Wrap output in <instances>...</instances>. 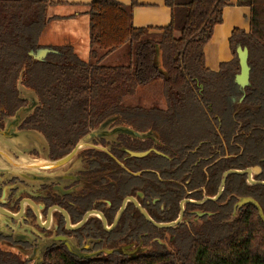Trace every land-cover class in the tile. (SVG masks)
<instances>
[{
	"label": "trees",
	"instance_id": "obj_1",
	"mask_svg": "<svg viewBox=\"0 0 264 264\" xmlns=\"http://www.w3.org/2000/svg\"><path fill=\"white\" fill-rule=\"evenodd\" d=\"M233 2L250 8V31L233 32L234 58L214 72L206 67L204 49L222 24L224 9ZM52 4L51 0H0V86H14L19 73L29 68V80L45 106L55 114L65 112L77 125L88 117L96 121L123 109L131 120L155 124L165 140L172 134L177 140L182 137L188 150L198 151L186 154L184 149L178 161H185L192 187H205L208 196L217 194L222 175L229 170L260 167L255 180L264 182V0H168L171 22L157 30L134 27V1L124 5L94 0L87 6L90 58L95 61L91 65L81 62L71 48L51 55V63L32 61L29 53L39 47ZM156 47L166 77L154 64ZM237 47L248 49L251 69L241 110L236 104L243 97L235 82L240 72ZM114 53L120 54L121 65L100 64ZM155 82H162L166 111L138 108L135 114L123 105L140 88ZM145 160H153L161 177L167 173L163 158L151 155ZM244 197L255 199L264 213V187L250 186L245 176L232 175L220 201L206 205L217 215L205 222V233H199V241L184 252L81 260L54 248L46 253L44 264H264V223L258 211L246 206L232 215L233 206ZM0 264L26 263L0 253Z\"/></svg>",
	"mask_w": 264,
	"mask_h": 264
},
{
	"label": "flooded vegetation",
	"instance_id": "obj_2",
	"mask_svg": "<svg viewBox=\"0 0 264 264\" xmlns=\"http://www.w3.org/2000/svg\"><path fill=\"white\" fill-rule=\"evenodd\" d=\"M51 6L47 9V24L38 40L39 47L29 53L32 61L51 63L49 57L58 54L59 49L71 48L81 62L94 64L90 42L86 57H81L70 45L41 44ZM238 49H248L237 47L239 61ZM156 50L161 56V66L154 64L166 77L161 51L156 47L155 55ZM231 54L229 62L234 58L232 50ZM114 57L121 65L119 53L105 58ZM104 59L101 65H105ZM206 67L211 70L207 63ZM28 70L19 73L14 86H0V245L30 252L46 247L43 259L54 248L71 254L70 246L89 257L71 254L75 258L93 260L181 253L198 242L199 233H205V222L217 215L206 205L218 203L223 195L212 201L218 192L208 196L205 187L193 188L191 174L184 170L185 161H178L184 149L186 154H196L198 148L188 150L183 138L177 140L173 134L165 140L155 124L131 120L123 115V109L101 119L97 117L96 121L88 117L77 125L65 112L55 114L45 106L39 89L29 80ZM249 86L250 75L249 85L239 86L243 97L236 102L237 108L240 105L243 109L244 90ZM153 94L156 100L149 99ZM123 105L135 114L138 108L166 111L162 82L140 88L134 99ZM165 148V152L160 150ZM151 155L167 161L164 166L167 173L162 177L153 160H145ZM198 164L199 160L195 165ZM247 184L250 185L248 179ZM238 202L233 206V217L246 207L235 210ZM143 212L154 223L167 227H157ZM0 253L21 256L1 248ZM24 262L30 264L27 259Z\"/></svg>",
	"mask_w": 264,
	"mask_h": 264
},
{
	"label": "crops",
	"instance_id": "obj_3",
	"mask_svg": "<svg viewBox=\"0 0 264 264\" xmlns=\"http://www.w3.org/2000/svg\"><path fill=\"white\" fill-rule=\"evenodd\" d=\"M94 0H51L54 4L48 10L50 21L42 35L45 46L70 45L81 57H86L89 47V33L84 35L76 27L82 15H88V5ZM124 5L136 2L133 24L136 28H164L171 22L168 0H115ZM251 11L233 2L223 11V22L218 25L205 49L207 66L217 71L222 63L232 59L229 40L234 30H250ZM67 26H64V25Z\"/></svg>",
	"mask_w": 264,
	"mask_h": 264
},
{
	"label": "water",
	"instance_id": "obj_4",
	"mask_svg": "<svg viewBox=\"0 0 264 264\" xmlns=\"http://www.w3.org/2000/svg\"><path fill=\"white\" fill-rule=\"evenodd\" d=\"M238 57H239V61H240L241 73L237 76L236 82L241 88H244V87H247L249 85L250 68L248 66V51L247 50L238 49ZM160 58H161V56L159 54V51L156 50V55H155L154 62H155V64H157L159 66H161V59ZM138 156H145V155H138ZM260 173H261V169L259 167L252 168V169H247L245 171L230 170V171L224 173L223 176H222L221 185H220L218 194L216 195V197L212 198L211 200L212 201H217V200L220 199L221 195L224 192L227 178L229 176H231V175L247 176V179H248V182L250 183V185H252V186H254V185L264 186V182H257V181L254 180V176L258 175ZM247 205H250V206L254 207L258 211L259 217H260L261 221L264 223L263 210H262L261 206L259 205V203L253 198L247 197V198L240 199V201L235 206V210H237L238 208H242L244 206H247ZM143 215L145 216V218L149 222L155 224L157 227H167V226H162V225H158V224L154 223L152 221V219L149 218V216L146 213H144V212H143ZM176 224H177V222L176 223H172V224H170L168 226H174ZM0 248L2 250H4V251L11 252L12 254L19 256V253H18L17 249H11L9 247H6L4 244H1ZM69 250H70L71 254H73L74 256H78L77 254H75L76 251H74L70 246H69ZM38 251L40 253V256H39V259L36 262V264H42L44 262L43 256H44V254L46 252V247H42V250L39 249ZM121 251L124 252L123 250H121ZM136 256L137 255H129V257H131V258H135ZM19 258L22 261L27 259L28 261H30V264H33V262L30 259V257L28 258V256L25 255V253H24V256L21 255V256H19Z\"/></svg>",
	"mask_w": 264,
	"mask_h": 264
},
{
	"label": "rangeland",
	"instance_id": "obj_5",
	"mask_svg": "<svg viewBox=\"0 0 264 264\" xmlns=\"http://www.w3.org/2000/svg\"><path fill=\"white\" fill-rule=\"evenodd\" d=\"M86 16L85 18H82L81 20H79V22L76 24V27L74 28H77L78 30H80L82 32V34L84 35V33L88 32V15H82V17ZM64 26H67L66 24ZM104 64L107 65V66H113V65H119L120 64V61L117 57H114V58H105L104 59ZM149 99H154L156 100V97L155 95H151L149 97ZM242 107L240 105H238V109H241ZM42 250V248H41ZM17 252V251H16ZM18 253L21 254L22 256H24V253L25 255L28 256V258L30 257V259L32 260L33 264H36V262L38 261L39 259V256H40V253L38 250L36 251H29V250H18ZM75 254H77L79 256V258H86L88 256L82 254L81 252H76ZM89 258V257H88Z\"/></svg>",
	"mask_w": 264,
	"mask_h": 264
}]
</instances>
